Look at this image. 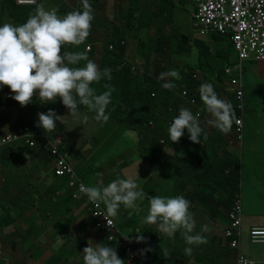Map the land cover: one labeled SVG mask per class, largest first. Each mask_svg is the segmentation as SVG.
<instances>
[{
  "label": "clouds",
  "instance_id": "clouds-1",
  "mask_svg": "<svg viewBox=\"0 0 264 264\" xmlns=\"http://www.w3.org/2000/svg\"><path fill=\"white\" fill-rule=\"evenodd\" d=\"M83 5V11L77 9L81 2H77V5L74 10L64 14L63 16L58 15V9L52 8L51 10H46L43 6V2L38 5L40 0H36L34 3L30 5H24L19 2H16L19 5L24 6H36L34 13L30 14L25 23L20 25H13L11 23H4L0 26V100L2 104H5L9 99H15L22 107L27 106L32 102V98L34 95L39 96L41 102H54L57 97L62 99L63 104L69 110L70 115L60 116L54 110H49L47 113L41 112L38 113V122L37 127H42L46 133L50 134L56 130V122L59 121L61 124L66 125L68 118L72 119L73 125H83L86 126L90 121L89 112H81L79 110L78 105H83L84 108L89 109L90 112L94 113L91 117L96 123H106L110 115L106 114V110L111 109L115 114L121 115L126 113L128 118L132 117L129 109L125 106L123 100H120L121 91L118 89L116 106H109L111 103L112 93L115 89L110 84H104V88L107 89L101 94H96V91L91 85L95 83H99L102 78H107L109 81L112 79L111 69L104 68L103 71L100 70L99 66L92 60L88 58V52L91 50V47L88 46L84 51H63L64 45H73L79 46L84 44L88 36L90 35V30L92 27V21L94 19L93 16V8L89 3V0H81ZM185 2V0H184ZM196 2V0H195ZM141 3V2H137ZM174 3V2H173ZM182 2H179L181 4ZM197 3V2H196ZM198 7L192 14L193 25L195 30L202 38H206L203 36H209L214 33H210L208 35H203L196 27H195V13L197 12ZM157 11V8H150V12ZM145 16H137L139 20H149L150 13H144ZM132 19V17H131ZM156 23L161 26L160 20L156 19ZM170 29L172 28L173 20L168 21ZM145 27H150V24H145ZM97 31V30H96ZM99 35V34H98ZM100 36V35H99ZM229 38L231 40V35L229 34ZM201 38V39H202ZM190 40V39H189ZM209 40V38H208ZM129 41V40H128ZM191 41V40H190ZM232 41V40H231ZM131 44V41H129ZM233 45L234 42L232 41ZM99 45L100 38H99ZM122 45L126 46V51L131 47L126 45L125 42H122ZM109 50H114L113 44H107ZM191 50L188 56L184 58H177V65H181V62L184 63V68H188L190 65L194 64V61L198 58V54L196 50H192L193 41L190 42ZM235 47V45H234ZM236 50V47H235ZM237 53V62L232 66H227L233 68L234 66L240 63L239 53ZM129 62L136 66L135 63ZM193 60V63H192ZM81 61H86V64L83 67H70V65H77ZM259 62L264 64V62L257 61L255 59H249L241 62L242 70L241 72L234 71L231 74H225L229 78V82L235 91V96L237 100V109L243 113L244 110V88L242 85V76L243 73L246 72V66L249 63ZM191 63V64H189ZM189 72V71H188ZM189 76L192 74L194 78H198L200 76L197 68L188 73ZM233 76V77H232ZM169 78H174L175 80L181 79L180 73L175 69L161 72L158 79L161 81H167L162 84V87L167 90H171L175 87V84L171 82ZM236 79L238 81L237 84H233L232 80ZM231 85H229L231 87ZM242 92V98L239 100L237 98V93ZM13 93L15 94L13 97ZM200 98L203 101L206 110L211 114L214 119L208 121L209 124L219 129L225 135H232L234 147L238 148V152L243 154V141H244V124L242 132H237L236 125L233 126V123L239 124L240 120L236 116L233 105L225 100H222L218 97L217 93L214 90V87L211 83H203L199 87ZM75 94V95H74ZM131 94V93H130ZM122 95V96H130ZM157 94V93H156ZM155 96V94H152ZM78 98V99H77ZM180 98L189 106L188 108H181L179 110V115L173 119L171 126L168 129L169 136L172 142H179L181 137L184 135V130L187 129L190 134L189 138L193 143L199 144L201 143V135L203 133V129L200 126L199 118L201 116V101L197 100V94L192 93L189 87L182 86V92L180 93ZM130 99V98H129ZM13 103H16L12 101ZM121 103V104H120ZM242 105V108L239 109L238 106ZM120 105L122 107H120ZM191 110H194V115ZM243 117V114L240 115ZM131 122V126L133 127V118L128 119ZM123 117H121L118 121L122 124ZM233 126V127H232ZM28 128V136L21 138L17 141H13L8 144L5 148H3L0 153L6 152L8 154L11 153V146L17 143H24L25 147L28 146L29 150H35L37 145L40 143L39 138H43L45 141V147L49 149L51 153V158L55 156H60L62 159L58 162V164H54L55 176L60 178L61 180L66 181L65 187L69 188L68 191L74 194V196L78 199L82 197H87L85 200L87 203L84 204L85 208H88V212L90 214V218L88 217V222H94L95 228L98 230V233H102L96 224L98 219L92 215L90 212V204L91 202L99 208L100 205L104 209L105 212L104 218L107 220L109 226H112L114 221L116 229H119L113 217H116L118 214V210L121 204L124 205L125 211H129L128 208H132L135 205L137 200H144L146 193L143 189H140L136 181L129 177L127 179H115L108 183L106 186L97 187V186H81L80 190L74 185L70 184V180L73 175L76 178H79L77 173L78 167L77 162L71 163L67 160L70 156L78 157L82 153V149L79 144V148L76 147V142L71 141L69 136L72 133L69 131V127L66 130L64 140L60 139L57 136L58 145L55 148L54 144V135L50 136L47 134L40 133L36 129L32 128L30 125L25 124L23 126L17 127V129L13 132L0 134V136H8L12 134H16L18 131ZM131 127V128H132ZM128 128V127H127ZM131 128H128L129 130ZM85 131V127H84ZM206 137V134H204ZM120 137V136H119ZM119 139V138H118ZM34 142V145L31 146L27 141ZM162 143V142H161ZM69 145H73L79 151H76L73 146V153H71ZM53 149V151H52ZM232 152V151H231ZM173 154V152H171ZM242 160V157H238ZM60 162L63 165H60ZM242 162V161H241ZM243 167V163H242ZM63 168L65 170V174L57 175V170ZM242 170V169H241ZM10 172L7 173V178L9 179ZM80 179V178H79ZM10 184L11 180L9 179ZM241 182V179H240ZM14 187V186H13ZM242 182L240 184V191L236 196H239L242 201ZM18 192H6L5 195L7 199L5 203L0 206L8 207V196L10 194H14L15 197H19V202L14 209L18 212L19 209L23 210L27 217H35V213L32 215H28V210L23 207L22 201L27 203L28 195L31 193H36L40 190L36 189L35 186H30V184L26 183L23 186V190ZM41 192V191H40ZM235 199V201H236ZM79 201V200H78ZM234 201V204H235ZM36 201H33V212H35ZM103 203V205L101 204ZM233 204V205H234ZM7 205V206H6ZM10 207V206H9ZM191 207V201L186 198V196H175V197H166L155 195L149 199V208L148 214L143 219V223L147 224H157L158 223V231L163 233L161 236V240L165 239L166 236L169 238H173L177 231L181 232V235L187 245H198L207 243L206 237L202 235V233L192 234L194 229L196 228V222L190 213L189 209ZM72 208V206H70ZM69 207L63 206L62 209L58 210L56 213L52 212V214L48 215V211L46 215H42L40 220L43 218L47 221H54L56 219L53 218L54 215L59 216L58 219H64L65 215H67ZM121 209V210H122ZM124 211V212H125ZM139 211V209H138ZM231 211V210H230ZM102 213H97L96 216H100ZM230 213V212H229ZM10 217H14L12 213L9 214ZM50 217V220L47 218ZM91 218H94L91 219ZM111 218V219H110ZM126 219V218H125ZM229 221V215H228ZM113 220V221H112ZM38 223V222H37ZM142 223V224H143ZM230 224V221H229ZM228 224V226H229ZM136 228L135 233L138 234L136 237L137 242H143L145 237V249L146 251L154 250L150 246H156L155 241H161L159 239L151 241L147 238L143 233V227L138 226L137 224L132 225ZM225 228L223 234L225 237V243L229 241V239L225 236V231L228 228ZM253 228H264V227H253ZM251 228L248 235V240L252 245L256 244H264V243H255L252 242L251 239ZM243 219H242V227H241V238L238 250L243 253L245 252L242 248V236H243ZM95 231V230H94ZM203 232L208 231V226L204 225ZM144 237H143V236ZM127 240L129 239L128 235H123ZM111 240L112 237L109 236L107 238ZM120 247L124 248V252L122 255H118V252L115 248L109 247L104 244H96L93 247L90 242L89 246L83 249V260L84 264H150L151 259L149 256L144 254L143 252L139 253L132 249L131 247L124 246L122 244H118ZM237 249V248H234ZM162 253L165 257H168V250L166 248L161 249ZM192 247H186L184 249L185 255H192ZM151 252V253H152ZM152 253V254H153ZM0 256L2 253L0 252ZM247 256V255H246ZM249 258V257H248ZM255 261L254 259H252ZM192 260L190 261V263ZM189 263V264H190ZM256 264H258L255 261ZM152 264H157V262H152ZM192 264H194L192 262ZM238 264V263H237Z\"/></svg>",
  "mask_w": 264,
  "mask_h": 264
},
{
  "label": "trees",
  "instance_id": "trees-1",
  "mask_svg": "<svg viewBox=\"0 0 264 264\" xmlns=\"http://www.w3.org/2000/svg\"><path fill=\"white\" fill-rule=\"evenodd\" d=\"M42 0L38 2V5L41 4ZM94 0V2H89L93 8V16L94 19L92 21V27L90 30V35L84 42L79 46L73 45H64L63 51H84L88 46L91 47V50L88 52V58L95 63H99L102 65L101 67L111 69L112 79L109 81L106 77L102 78L99 83H93L91 87L95 89L97 94H101L107 89L104 88V84H110L115 91L112 93L111 103L109 106H116L117 92L118 89H121V86L128 88V90L121 91V95H129L133 91H136L139 97H142L144 102L143 108H139L138 111H142L144 114L139 115V118L135 121L133 127L131 126V122H129L132 130L137 131L138 138L140 141L138 144H135V149L137 150L140 160H147L151 169L160 174L161 177L166 178L167 176L175 178V176L180 175L183 179L182 188L187 191H193L195 194H201V204L208 208L209 211L212 212V219H227L230 210L233 207L234 201L236 199L237 194L240 191V178H241V169L242 162L238 158L237 150L233 149L231 152L223 151V152H215L213 145H215L216 141L211 142V149L207 151L206 146V138L202 133L201 143L205 144L204 150H199V153L203 155L200 156L198 152L196 156H194L191 151V144H188L190 141L193 143L189 136L187 129L184 130V135L181 137L179 142H172L169 136L168 129L171 126L173 119L179 115V110L181 108H188L187 104L180 98V93L182 92V86L189 87L192 93L197 94V100L201 101V116L199 118L200 126L203 131L204 128H210L216 130L219 129L212 126L208 123L209 120L214 119L211 114L206 110L203 101L200 98L199 87L203 83H211L214 87L215 92L218 97L222 100L228 101L233 105L236 116H240L241 113L237 109V100L235 96V91L233 90L232 85L229 82L228 76L225 74V69L227 66H232L237 62V53L235 47L230 40L229 35H223L220 33H214L207 36H203L206 38L202 39H194L192 50H196L198 54V58L194 61L196 65L197 71L200 76L198 78H194L192 74L189 76L187 73L186 76L180 80H172L171 82L175 84V87L171 90L164 89L162 85L156 83L154 80L145 76V72L140 71L138 68V72H135L133 64L129 62V58L126 56V46L122 45V42L127 39L126 35L129 33L128 30L132 29L134 25L132 24L131 17L135 16L136 12H132L129 15V19L127 17L124 18V15L121 16L122 21H128V25L123 23L122 27H117L114 31L112 30L110 41H108L104 45V49L99 50V37L98 33L93 30L98 29V24L101 21L105 22H113V16L111 14H107L102 16V13L96 14L97 8L100 9L102 5L111 4L112 2H103V0ZM6 4L2 6V14L0 15V26L3 25L4 17L6 15H10L13 17V21H10L13 25H20L26 22L29 15L34 13L37 5L35 6H24L19 5L15 2V0H4ZM167 4L164 0L159 2V6H163ZM171 8L174 3L169 2ZM9 6V9H8ZM114 7L117 10L114 13V17L119 13L120 5L118 3H114ZM8 9V10H7ZM80 11H83V5L77 8ZM158 10L155 12H150V20L153 18H157ZM137 16H145L144 13H140ZM158 19V18H157ZM171 20L167 18L163 25L157 29L158 38L156 42H150L147 45V50L155 49L159 57H163L167 61V63H172L177 65V58H184L190 54L191 46L190 40L187 37H182V41H180L179 36L176 32L169 33L170 27L168 21ZM140 27V26H139ZM128 29V30H127ZM99 30V29H98ZM138 35V34H137ZM209 38V40H208ZM128 40V39H127ZM107 44H113L114 50H109ZM143 46H146L145 43H141ZM164 46V47H162ZM162 52V53H161ZM188 54V55H187ZM165 61V62H166ZM86 64V61H81L77 65H71V67H83ZM145 62L144 65H146ZM191 64V63H189ZM251 70L253 73L255 70L260 68H264V64L259 62L249 63L246 66V70ZM211 74V76H210ZM233 77V76H232ZM149 79V82H148ZM225 81V82H224ZM150 82H153L150 84ZM224 82V84H223ZM98 87H96V86ZM231 85V87L229 86ZM159 93V97L157 94ZM155 94V96H152ZM75 95V94H74ZM34 98L36 95L33 96ZM62 100V99H61ZM125 106L130 105V99H128L127 103L125 100L123 102ZM121 104V103H120ZM182 106V107H181ZM120 107H122L120 105ZM189 109V108H188ZM194 115V110H191ZM128 119H132L129 117ZM247 122H244L246 125ZM235 126V122L233 123ZM232 126V127H233ZM249 130L251 131V126L249 125ZM168 132V137H167ZM145 137L144 139H142ZM189 138V139H188ZM189 140V141H188ZM40 143L35 148V156L31 155L32 160H36L39 162L49 163L52 161L51 153L48 148L45 147V141L43 138H39ZM162 142V143H161ZM173 145V149L171 145ZM200 144V143H199ZM73 145H69V148ZM132 145H126L124 147H111L106 151L102 156L96 161H92L90 166L81 167L79 170L81 174V178L84 176V179H87V186H97L103 187L108 183L115 179H124V176L115 177L108 176V172L106 169H111L114 167L121 168L119 173L123 172L125 166H127V159L130 158L133 150L131 149ZM74 147V146H73ZM194 147V146H192ZM26 148H29L26 146ZM76 151H79L76 147H74ZM195 148V147H194ZM131 149V150H130ZM33 150V149H32ZM71 153H73V148H70ZM209 157V160H204L205 155ZM173 152V155L171 154ZM74 157L70 156L69 158ZM194 157V158H193ZM69 158L67 160L69 161ZM76 158V157H75ZM62 159L60 156H55L53 158L54 164H58V162ZM70 162V161H69ZM178 163V166H176ZM123 167V168H122ZM103 173L104 179L102 182L99 181L101 178L100 174ZM55 175V172H53ZM13 185L9 183V179H6V189L4 192H18L15 191V187L13 190ZM198 191V192H197ZM41 192H36V195H39ZM152 195H158L159 192L153 191ZM9 206L14 208L17 206L19 202V197H15L14 194H10L8 196ZM187 199L190 200L191 196H186ZM147 198L144 200H140L138 208H142V206H147L146 203ZM103 205V203H101ZM141 204V205H140ZM104 206V205H103ZM105 208V206H104ZM121 208V207H120ZM122 208H125L124 206ZM106 209V208H105ZM242 212L244 215L243 209V198H242ZM122 210H120L119 215L113 217L119 229H115L113 232L114 240H108V235L105 233H98L96 237L92 236V246L95 247L96 244H104L109 247H113L117 250L118 255H122L124 252V248L120 247L118 244H122L127 247H131L135 251L141 253L143 252L147 256L150 257L151 263L157 262V264H189L191 259L187 256L181 254H173L165 257L162 253L163 246L169 245L172 246L170 240L167 238L162 239L161 241H155L156 246H150L153 248L154 253L152 254L150 251H146L145 249V237L143 242H137L136 237L138 234L135 233L136 228L132 226L130 223L131 219L128 217L125 220L121 219ZM50 220V217L47 216ZM27 221L30 226H35L38 220L35 217H27L25 212L21 209L17 212L16 221ZM47 220V219H45ZM15 221L11 219L8 222ZM89 221V220H88ZM129 221V222H128ZM138 226L143 227L140 223H136ZM6 233L5 226L3 223H0V236ZM58 234H62L63 231H56ZM28 234H32L30 229L26 230L22 236L24 235L25 240H27ZM123 235H128L129 239H125ZM168 237V236H166ZM165 240V241H164ZM164 241V242H163ZM227 245V243H225ZM15 246V245H14ZM15 248V247H14ZM13 251V250H12ZM238 249H234L230 246V241H228V245L223 247L221 250V254L218 262H216V258H208L207 263L205 264H230L233 259H235L236 264L238 263ZM15 252V251H13Z\"/></svg>",
  "mask_w": 264,
  "mask_h": 264
},
{
  "label": "rangeland",
  "instance_id": "rangeland-1",
  "mask_svg": "<svg viewBox=\"0 0 264 264\" xmlns=\"http://www.w3.org/2000/svg\"><path fill=\"white\" fill-rule=\"evenodd\" d=\"M17 2V0H15ZM147 5L146 0L143 1ZM141 2V7H145L144 3ZM161 2V1H160ZM157 3V10L158 13L157 18L160 20L161 26L165 22L167 18H170L173 20L172 28L170 29L169 33L176 32V34L179 36L180 41H182V37H187L191 41L194 39H201L202 37L198 34V32L195 30L193 25V19L192 14L196 10L197 3L195 0H185V2H182L179 4V2H174L173 7L171 8L169 2L167 4H164L162 7L159 6V2ZM3 4H6L4 0H0V15L2 14V6ZM128 5H130V2H127ZM139 4V3H138ZM9 9V6H8ZM7 9V10H8ZM47 10V9H46ZM111 10V7L107 8V11L109 12ZM173 12V14H172ZM99 10L96 11V14L98 16ZM135 15H139L135 13ZM173 15V17L171 16ZM13 15L12 17L10 15H6L4 17V23H11L10 21H13ZM135 16H132V19ZM156 18V19H157ZM156 19L153 18V20H139L138 24L134 23V27L132 31H130L126 37L129 41H131V47L129 50V56L130 61L132 63L136 64V67L142 71L145 72V76L151 79V76L153 73H160L166 68V60L163 59V57H159V54H157L156 50H147V45L152 41L156 42L158 38V31L161 26H159L156 23ZM170 21V20H169ZM150 24V27H145V24ZM116 24L115 21L109 23L105 21H101L98 24L97 33L100 35H97L100 38V46L98 47L99 50L102 51L104 49V45L110 41L111 33L113 26ZM140 26V27H139ZM93 32L96 33V30H93ZM138 34V35H137ZM141 43H145L146 46H143ZM164 47V46H162ZM162 53V52H161ZM145 62H147L146 65ZM100 70L103 71L101 65L99 63H96ZM183 67V66H181ZM184 68V67H183ZM187 71L191 72L192 70H195L196 67L194 65L189 66L188 68H185ZM211 76V74H210ZM149 82V79H148ZM242 85L244 88L245 96H244V110L243 114L246 119L251 120L252 126L247 122L246 125H244L243 134H244V141H243V154L241 152H237L238 157L243 156V167L245 174L242 177V188L243 190L242 196H243V209L245 206L251 209V211H247L245 209V216H244V226H243V240L246 242L249 237L245 235V229L246 225L245 222L252 218L254 221H258L259 217L264 215V176L262 175L264 173V71L260 73H253L251 70H248L243 73L242 76ZM122 88L120 91L128 90V88H125L124 86H121ZM159 93H157V97H159ZM34 98V97H33ZM29 103L27 106H21L16 101V106L20 107L22 109L30 106V105H38L39 108L37 109V112L35 114L36 122H38V113L44 112L47 113L50 109L46 106H41L39 104H36L33 102ZM37 99V96L35 97ZM130 98V105L127 106V109H129L130 114L133 118V125L135 124V121L139 118V115H143L144 113L142 111H138L139 108H143V100L142 97H139L136 91H133L130 96H120V100H125L126 103L128 99ZM41 103V102H39ZM182 107V106H181ZM55 109V108H53ZM55 111V110H54ZM81 112H89V109L87 108H81ZM58 115V113H57ZM121 117H123L122 123L124 127H122L120 131V137L117 139L116 143L112 145L111 147H118L121 146L124 147L126 145H132L131 149L133 152L131 155L132 162L134 163L129 171L128 176L124 175V179H127L129 177L135 179L136 174L140 173V168L143 170V176H142V170L140 173V177L138 182H141L142 179L144 185L147 188V191H145L146 196L149 195V191H157L159 192L160 196H166V197H175L177 195H180L182 193L185 194V196L190 195V200L194 199L196 202L201 204V194H195L193 191H196L193 189L192 191H187L186 189L182 188V182L183 179L180 175L175 176V178L167 176L166 178L161 177L160 174L156 171H153L151 169V166L147 162V160H140L137 150L135 149V144H137V140L139 139L138 133L135 130L128 129L130 127V123L127 120L128 116L126 113L117 115L113 114V122L118 121ZM20 118V117H19ZM19 118H14L11 111L8 112L7 116V127L8 129H12L14 127L17 128L18 125L23 123V120ZM60 122H56V130L53 133H50V136H53V141L55 144V148L57 147L58 141L57 136L64 140L66 130L69 127V131L72 133V135L69 136L71 141H78L76 142V147H80L82 149V153L78 157H71L69 158V161L71 163L77 162L80 167L90 166L92 161H96V159L100 158L102 154H104L106 151H108V147L105 151L101 149L99 145H96L98 143L97 140L102 139L106 131H98L100 129V126H98L96 122H94L93 119L90 118L89 123L84 126L83 125H73L72 119L68 118L67 127L66 125L62 124V126L59 124ZM107 132H109L110 125L102 124ZM249 125L251 126V131L249 130ZM128 127V128H127ZM15 128V129H16ZM14 129V130H15ZM13 130V131H14ZM12 131V132H13ZM10 134V133H9ZM216 137L219 139H222L225 137V134L222 132H216ZM95 137V139H94ZM168 137V132H167ZM143 137L142 139H144ZM111 143H114L112 141ZM171 145V148L173 149V145L169 142ZM213 144V142H212ZM215 152H222L224 146L220 147L219 142L216 141L215 145H213ZM130 149V150H131ZM53 151V149H52ZM191 151L193 152L194 156L197 155L196 148L191 146ZM173 155V154H172ZM194 158V157H193ZM130 158L127 159V163H129ZM135 160V161H134ZM176 166H178V163H176ZM123 168V167H122ZM121 168L114 167L111 169H106L108 172V176L115 177L117 174L118 176H123V172L119 173V170ZM54 171V165L48 166L44 170V177L42 176V172L36 173L33 177L37 180V183H31V177L27 178L24 176V171H18V172H12V174H9V179L11 180V183L15 187V191L23 190V186L26 185L27 181H29L30 186H35L36 189L40 190L41 193L39 195H36V193H31L28 195V201L27 203L22 201L23 207H25L28 210V215H32L35 213V218L40 221V217L43 215H46V212L48 211V215L52 214V212L56 213L58 210L62 209L63 206H68L69 211L71 210L70 206L73 207V205L79 200L74 196L73 193L66 190L64 187V184L62 180L58 177H56L53 174ZM78 177L76 178L75 175H73L72 179L70 180V184H74L77 188L81 186H86L87 179H84V176L81 179V174H78ZM47 178V183H46ZM256 179H260L262 181L261 188H258V184ZM10 183V181H9ZM46 184V185H45ZM6 189V178L0 179V206H2L7 196L5 195L4 190ZM198 192V191H197ZM247 192V195L249 198L245 201V194ZM262 192V193H260ZM33 201L35 202V205L37 206L35 209V212H33ZM141 205V204H140ZM7 206V205H6ZM134 207V206H133ZM148 208L149 204L142 206V208L136 209H130L131 211H125L121 214V219H124L128 217L131 219L130 223L132 225H135L136 223L140 222L143 223V219L148 214ZM122 208H119V211ZM139 209V211H138ZM1 212L0 219L2 222H7L9 220V214L15 215V218L17 217V211L12 207H3ZM190 213H192L191 210H189ZM209 217L212 216V212L209 211ZM42 216V217H43ZM59 216L54 215L53 218L56 219L54 221V224L50 227L51 231L54 226L56 231H70V234H65L66 237H69L70 235H74L76 231L79 230L81 224L74 223V227L70 228L72 226V222L69 221L71 218L68 215H65L64 219H58ZM82 219V218H81ZM43 220V218L41 219ZM80 221V217H75V222ZM85 221V219H84ZM83 221V224H84ZM52 223V221H50ZM227 223V222H226ZM60 225H64L65 228L61 227ZM253 225V223H250V226ZM49 225L45 222L43 224L42 228H38L37 226H34L32 228V232L37 231H43L47 230ZM25 226H20L19 229L24 232ZM250 230V229H249ZM192 234H196V232H193ZM24 236V235H23ZM52 236V235H51ZM57 238V237H55ZM169 239L172 246L164 245L163 249L166 248L168 250V255L173 254H181L184 256H187L190 258L194 264H205L207 263L208 258H216L219 254H221V250L223 247H226L228 245L222 246V245H215V246H209L207 243L198 244V245H187L181 235L180 231H177L175 236L173 238L166 237V239ZM48 237L46 236L45 239L41 240L43 243V247L35 248L32 246L29 242L24 241L23 244H20V241L17 242V246L15 247L12 243V238L7 237L3 242V248L1 249L2 256H0V264H41V261L45 259V255L43 254L42 250L45 248L47 251L51 250V247L48 245ZM165 239V240H166ZM164 240V241H165ZM163 241V242H164ZM88 244L85 241L78 242L72 247H66L65 252L60 253L65 259H69L68 264H75L77 255L80 253L83 255V249L87 247ZM15 247V248H14ZM186 247H192V255L188 256L185 255L184 249ZM15 252H13V251ZM22 253L21 257L19 256ZM60 254H57L59 257ZM245 254L250 259L252 258V255L250 256L248 252L246 251ZM15 255V256H14ZM219 257L216 258V262H218ZM192 264V262L190 263ZM230 264H234V259Z\"/></svg>",
  "mask_w": 264,
  "mask_h": 264
},
{
  "label": "crops",
  "instance_id": "crops-1",
  "mask_svg": "<svg viewBox=\"0 0 264 264\" xmlns=\"http://www.w3.org/2000/svg\"><path fill=\"white\" fill-rule=\"evenodd\" d=\"M143 1H145V0H103V2H112V3L102 5L100 7V9L97 8V10H99V13H102V16L107 15V14H111L113 16V20L116 22V24L113 26L112 30L115 31L117 29V27H122L123 23H126L128 25V21L127 22L122 21L121 16L124 15V18L127 17L129 19V15L132 12H136L137 14H139V12L140 13H150V8H157V3H154V2H160L161 0H146L147 5ZM41 2H43V6L45 7V9L51 10L52 8H56V9H58V15L63 16L64 14L74 10L76 5H77V2H82V1L81 0H42ZM89 2H94V0H89ZM96 2H98V1L96 0ZM127 2H130V5H128ZM137 2H143L145 7H141V3L138 4ZM164 2H184V0H164ZM114 3H118L120 5L119 13H117V15L115 17H114V13L117 10L114 7ZM108 7H111V10L109 12L107 11ZM172 14H173V12H172ZM171 16L173 17V15H171ZM129 21H131L132 24H134V23L138 24L139 19H138L137 15H135V17ZM132 30H133V28L128 30V31L130 32ZM124 42L128 46L131 45L130 42L126 38H125ZM129 50H130V48H128L126 51L127 57H130L129 56ZM192 63H193V60H192ZM133 66H134L135 72H138L137 67L135 65H133ZM181 66H183V67L185 66L183 62H181V65L180 64L174 65L172 63L169 64L166 61V68L161 72L175 69L176 71H178L180 73V76L182 79L189 72ZM70 67H71V65H70ZM263 71H264V68H260L258 70H255V73H260ZM160 73H153L152 75H149V76H151V79L154 80L156 83L162 85L164 82H167V81H161L158 79ZM169 79L171 81L174 80V78H169ZM224 82H223V84H224ZM151 83H153V82H150V84ZM96 87H98V86H96ZM96 94H97V92H96ZM14 95L15 94L13 93L12 97ZM36 96H37V99L33 98L34 103L39 104L41 106H46L51 110H55V112L58 113V115H60V116L70 115L69 110L63 104L61 98L57 97L54 102H52V101L41 102L38 94ZM12 101L16 102V100L12 98V99H9L5 104L1 105L2 101L0 100V134L11 133L16 128V127H14L12 129H8V127H7V116H8V112L11 111L14 118L20 117L19 119L23 120V123L18 125L17 127L28 124L34 129L38 128V129H36L37 131H39L40 133L47 136L48 133H46V131L42 127L36 126L37 125V122H36L37 117H35V114H36L39 106L38 105H30V106L22 109L20 107H17L16 103H13ZM39 102H41V103H39ZM78 106L80 107L79 110L81 108H84L83 105H78ZM53 108H55V109H53ZM106 114L110 115L109 120L106 123H98L97 124L98 126H100V129L98 131H106V133L104 134L102 139L97 140L98 143H96V145H99L103 151H105L108 147H111L112 145H114L116 143L117 139L120 136V131L122 129V124L119 121L113 122L114 112L111 111V109L106 110ZM93 115H94V113L91 112L89 114L90 118ZM243 116H244V114H243ZM244 122H248L252 126L251 120L246 119L245 116H244ZM59 124L62 126L61 123H59ZM102 124L110 125L109 126L110 127L109 132H107L106 128ZM218 131H220V130H218ZM216 132H217L216 130H213L210 128H204L202 136L205 137L204 134H206L205 138H206L207 151L209 149H211V146H212L211 142L212 141H218L220 147L224 146L225 149H223V151L229 152V150L233 151V149L238 150V148L234 147L233 144H231L233 141L232 135L226 134L224 138L219 139L216 137V134H215ZM94 139H95V137H94ZM112 141H114V143H111ZM139 141H140V138L137 140V144L139 143ZM188 144H191L192 146H194L196 148V152H198V153H199V150L203 151L204 147H205L204 143L192 144L189 141ZM207 151H206V155H205L204 160H209V157L207 155ZM31 155L35 156V150L33 149L32 151H30L28 148L25 147L24 143H21V142L17 143V144H13L11 146V153L10 154H8L6 152L0 153V179L7 178L8 172L12 173V172L24 171V176L26 177V180L28 177L29 178L31 177V183H37V180L33 178L35 176V174L37 172L38 173L42 172L43 174L41 177H44L45 176L44 170L48 166H53L54 162L52 160L46 164L44 162H39L36 160L33 161L31 158L32 157ZM202 155H203V153L200 154V156H202ZM130 160H131V157H130ZM242 160H243V158H242ZM133 164L134 163L132 162V160L129 163H127V166H125V168L123 169V176L124 175L128 176L130 168ZM77 167H78V172L80 173L79 170L81 169V167L79 166V164H77ZM141 170L142 169L140 168V173H141ZM140 173L136 174V178L134 179L135 181L139 179ZM244 174H245V172L242 169L240 179H242ZM262 175L264 176V173ZM100 176H101V178L99 179V181L102 182V180L104 179L103 173L100 174ZM142 176H143V170H142ZM143 180H145V179H142L141 182L136 181V183L138 184L140 189H143V191L144 190L147 191V188L144 185ZM256 181L258 184V188H261L262 181L260 179H256ZM62 182L65 185L66 181L62 180ZM27 183L30 184L29 181H27ZM46 183H47V178H46ZM64 188L66 190L69 189L67 187H64ZM13 190H14V188H13ZM262 192H264V190H262ZM262 192H260V193H262ZM148 193H149V195L145 196L147 198L146 203H149V199L152 196H154L151 194V191H149ZM242 193H243V190H242ZM180 195L185 197L184 193H182ZM180 195H177V196H180ZM248 198H249V196L247 195V192H246L245 201ZM86 199H87V197H82L81 199H79V201H77L73 205V207L71 208L70 211L68 209L69 213L67 215L71 218L69 221H71L73 223L70 228L74 227L73 226L74 223H75V225L81 224L79 230L76 231V233L74 235H70L69 237H66L65 234H70V231H65L62 234H58V233H56L54 226H53L52 231H51L50 227L54 223H51L50 221H47L44 219L38 221V223L35 226H37L38 228H42L43 224L46 222L49 225L48 229L43 230V231L32 232V228L34 226H30V224L27 221H22V220L16 221L17 217L16 218L9 217V220L11 218V219H14L15 221L8 222L9 221L8 220L7 222H2L0 219V223L4 224L5 230H6V233H3L0 236V248L4 249L2 244L7 237L12 238V243H13V245H15V247L17 246L18 241H20L21 245L23 244L24 241H27L32 246H34L35 248L43 247L42 246L43 243L41 242V240L45 239V237L47 236L49 238L48 239V245L51 247V250L47 251L45 248H43L42 252L45 255V259L41 261V264H68L69 259L68 258L65 259L60 253L65 252L66 247H72L78 242L85 241L88 244V246H89V242H90V244L92 245L91 237L92 236L96 237L98 234V230L95 228L94 222H93V224L88 222V217L90 218V214L88 212V208H85L86 206L84 207V204L87 203L85 201ZM190 201H191V207L189 210L192 211L191 214H192V216L196 222V228L194 229V232L202 233V235L204 237H206L207 244L209 246H215L218 244L225 246L226 240H225L223 232L229 224L228 219H222V218L219 220L212 219L211 217H209L210 213H209L208 208H205V206L203 204H199L194 199H192ZM139 203H140V200H137L135 202L134 207L128 208L129 211H131L130 209H133V210L136 209L137 206H139ZM123 206H124L123 204L120 205L121 208ZM146 209H147V206H146ZM245 209L247 211H251L250 208L245 206L244 215H243V226H244ZM2 211L3 210L0 208V216H1ZM124 211L125 210L122 209V213ZM119 212L120 211L118 210V215H119ZM75 217L76 218L80 217V221L75 222ZM84 219H85V221H84ZM91 219L94 220V218H91ZM122 220H125V218ZM83 221H84V224H83ZM251 222L253 223V225L250 226ZM19 225L23 226V227L25 226L26 227L25 231L30 229L32 234L31 235L28 234L27 240L23 239L24 236H22V234L25 231L22 232L19 229ZM141 225L143 226L142 231H143L144 235L147 238H149L151 241L156 240V239L161 240V236L164 235L163 233H160L158 231V223L157 224L143 223ZM204 225L208 226V231H206V232L202 231ZM245 225H246L245 235L248 236V233L250 231L249 229H251L253 227H264V215L259 217L258 221H254V219L249 218L245 222ZM60 226L65 228L64 225H60ZM55 237H57V238H55ZM246 239H247V241L245 242L243 240V236H242V248H243L244 252L247 251L250 256L252 255V258L258 264H264V244L252 245L249 242L248 238H246ZM0 252H1V249H0ZM57 254H60V256L58 257ZM21 255H22V253L19 256L21 257ZM75 258H76L75 264H84L82 254L79 253L77 255V257H75ZM25 264H26V262H25ZM234 264H236L235 259H234Z\"/></svg>",
  "mask_w": 264,
  "mask_h": 264
},
{
  "label": "built area",
  "instance_id": "built-area-1",
  "mask_svg": "<svg viewBox=\"0 0 264 264\" xmlns=\"http://www.w3.org/2000/svg\"><path fill=\"white\" fill-rule=\"evenodd\" d=\"M36 0H17V2L30 5ZM198 10L195 13V27L203 34L220 33L223 35H231V40L234 42L236 50L239 53L240 63L233 68L226 69L227 74L234 71L241 72V62L255 59L264 62V0H196ZM233 84H237L236 79L232 80ZM237 98L241 100L242 92L237 93ZM239 109L242 108L240 104ZM238 119L240 123L236 126L237 132L241 133L244 120L242 116ZM28 128L18 131L16 134L8 136H0V151L8 146L9 143L17 141L28 136ZM31 146L34 142L27 141ZM62 166L63 163L60 162ZM57 175L65 174V170L60 168L57 170ZM71 185H74L73 183ZM81 187H79L80 190ZM90 212L98 219L97 228L103 233L111 236L114 240L113 232L116 229L113 221L112 226H109L104 218L105 212L100 205L97 208L92 202L90 204ZM97 213H102L96 216ZM111 219V218H110ZM242 201L238 196L235 204L229 213L230 224L225 231V236L230 241V246L239 248L242 227ZM251 239L255 243H264V228H253L251 230ZM238 264H256L255 261L248 258L246 255L238 251Z\"/></svg>",
  "mask_w": 264,
  "mask_h": 264
}]
</instances>
